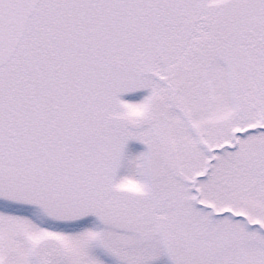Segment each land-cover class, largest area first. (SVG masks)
<instances>
[{"label":"snow or ice","instance_id":"6c2138e0","mask_svg":"<svg viewBox=\"0 0 264 264\" xmlns=\"http://www.w3.org/2000/svg\"><path fill=\"white\" fill-rule=\"evenodd\" d=\"M161 257L264 264V0H0V264Z\"/></svg>","mask_w":264,"mask_h":264},{"label":"clouds","instance_id":"9594fccd","mask_svg":"<svg viewBox=\"0 0 264 264\" xmlns=\"http://www.w3.org/2000/svg\"><path fill=\"white\" fill-rule=\"evenodd\" d=\"M148 105L144 103H138L131 105L126 110L120 113L121 118L128 120L130 123H136L147 114ZM117 187L121 190L130 192H138L143 189V183L138 176L134 174H128L121 177Z\"/></svg>","mask_w":264,"mask_h":264},{"label":"rangeland","instance_id":"374dc122","mask_svg":"<svg viewBox=\"0 0 264 264\" xmlns=\"http://www.w3.org/2000/svg\"><path fill=\"white\" fill-rule=\"evenodd\" d=\"M146 94H147V90H141L137 93L125 94V98H129V96H134L136 99H140ZM128 147L129 150L133 152H139L144 150L145 146L142 145L140 142L133 140V141H129ZM154 264H169V261L167 260V257H161L159 260L155 261Z\"/></svg>","mask_w":264,"mask_h":264}]
</instances>
